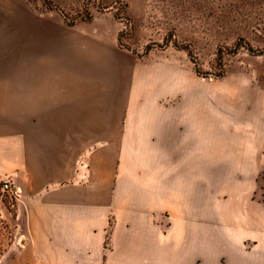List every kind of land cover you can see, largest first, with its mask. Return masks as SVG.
Listing matches in <instances>:
<instances>
[{"label": "crops", "instance_id": "1", "mask_svg": "<svg viewBox=\"0 0 264 264\" xmlns=\"http://www.w3.org/2000/svg\"><path fill=\"white\" fill-rule=\"evenodd\" d=\"M119 36L0 0V179L22 264H264V93L220 104Z\"/></svg>", "mask_w": 264, "mask_h": 264}, {"label": "rangeland", "instance_id": "2", "mask_svg": "<svg viewBox=\"0 0 264 264\" xmlns=\"http://www.w3.org/2000/svg\"><path fill=\"white\" fill-rule=\"evenodd\" d=\"M22 21L110 22L120 46L140 58L159 56L193 73L204 97L251 106L264 93V0H11ZM252 49V50H250ZM240 97H244V101ZM240 99V101H239ZM258 191L264 200V174ZM20 206L0 187V264H22Z\"/></svg>", "mask_w": 264, "mask_h": 264}, {"label": "built area", "instance_id": "3", "mask_svg": "<svg viewBox=\"0 0 264 264\" xmlns=\"http://www.w3.org/2000/svg\"><path fill=\"white\" fill-rule=\"evenodd\" d=\"M0 187L3 191H13V182L9 177L0 179ZM17 190V189H16ZM27 236L22 234V246L26 245Z\"/></svg>", "mask_w": 264, "mask_h": 264}, {"label": "trees", "instance_id": "4", "mask_svg": "<svg viewBox=\"0 0 264 264\" xmlns=\"http://www.w3.org/2000/svg\"><path fill=\"white\" fill-rule=\"evenodd\" d=\"M119 42H120V44H122V42H121V35L119 36ZM123 45V44H122ZM250 50H252V49H250ZM253 51V50H252Z\"/></svg>", "mask_w": 264, "mask_h": 264}]
</instances>
